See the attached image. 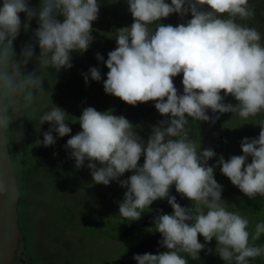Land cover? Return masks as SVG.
I'll use <instances>...</instances> for the list:
<instances>
[{
	"label": "clouds",
	"instance_id": "1",
	"mask_svg": "<svg viewBox=\"0 0 264 264\" xmlns=\"http://www.w3.org/2000/svg\"><path fill=\"white\" fill-rule=\"evenodd\" d=\"M127 4L133 23L115 31L117 47L109 51L106 61L96 54L109 69L104 90L133 106L155 101L157 111L167 118L152 125L145 140L125 116L86 107L76 119L82 130L66 142L69 157L78 169L87 160L95 183L107 186L115 180L127 189L119 203V216L125 220H139L158 199L171 205L172 213L161 210L149 229L160 233L159 243L166 250L134 254L138 264H188L186 256L199 260L202 250L211 254L208 244L214 238L215 253L225 264H250L264 257V243H258L264 236V219L253 225L248 216L231 210L214 176L219 167L250 199L264 197V119L255 123L260 126L258 137L241 140L242 155L226 160L221 154L213 166L208 161L217 155L215 150L201 147L189 123L191 118L214 125L224 113L248 121L264 113V39L255 26L241 23L252 20L255 9L250 0H127ZM99 9L98 0H40L38 7L29 0H3L0 94L9 99L0 110L4 143L13 123L8 114L12 98L23 94L25 108L31 109L36 98L33 90H43L38 69L26 75L23 69L34 58L39 69H70L71 53L86 52L94 40L92 22L98 19ZM20 13L26 17L23 23ZM174 13L181 18L191 13L192 18L176 26L160 22ZM34 18L38 24L34 42L25 43L17 54L14 42L22 29H31ZM181 73L182 93L174 84ZM89 75L95 81L102 79L97 67L84 74L86 83ZM228 96L236 103L226 102ZM26 117L37 121V112L29 110ZM67 120L66 111L58 106L43 111L39 124L47 122L50 128L36 144L49 147L56 143L53 133L69 135L72 128ZM12 132L13 140L20 143L23 126ZM125 172L132 174L120 179ZM173 186L191 205L177 202L170 194ZM0 197L9 203L15 199L12 183L3 172Z\"/></svg>",
	"mask_w": 264,
	"mask_h": 264
},
{
	"label": "rangeland",
	"instance_id": "2",
	"mask_svg": "<svg viewBox=\"0 0 264 264\" xmlns=\"http://www.w3.org/2000/svg\"><path fill=\"white\" fill-rule=\"evenodd\" d=\"M29 2L31 6L38 7L31 0ZM98 2L100 3L98 19L92 22L94 40L86 52L73 51L71 53L73 66L70 69H61L59 72L51 67L39 69L35 58L23 69L26 75L37 68V74L42 75L44 79L43 90L40 92L33 90L36 98L31 105V109H28V111L34 110L37 112V121H31L32 128L31 125L24 126L29 135L27 137L28 142L23 147L26 160L23 161V154L19 156L22 164L20 169L26 167L30 177L27 190L28 196L25 199L26 208L35 207L38 216L43 218V222L37 223L35 229L29 228V231L36 236L33 244H30L33 252L37 254L44 252L43 254H46L48 258L43 264H119L118 260L126 250H130L140 243V239L143 237L154 233L149 231L153 227L151 226L133 237H124L117 240L112 236L114 232L111 229H105L109 227L107 224L103 229L102 226L92 225L90 220L86 218L82 220L73 217L72 219L78 221V223H75L74 220L67 221L64 224L67 228L58 224L62 223L69 206H71L72 213H80L82 206L88 205L85 200L82 201L84 197L85 199H93L96 203L94 208L100 212L107 206L108 200L116 192L123 193L127 190L115 180L107 186L95 183L91 171L87 167L88 161H85L84 167L76 168L75 160L69 157L70 150L65 148L67 140L82 130L76 119L82 115L86 107L91 106L98 111L110 112L112 107L116 106L121 100L105 92L103 81L107 79L109 69L106 63L96 58V54L100 53L106 61L109 51L117 47L114 37L116 35L115 31L121 27L130 26L133 23V17L128 10L127 0H98ZM166 2L171 3V0H166ZM250 6L255 9L254 18L249 21H241V23L255 26L261 32L262 39H264V0H250ZM20 16L23 23L26 19L25 14L20 13ZM58 18L63 19V17ZM191 18V13L184 18L174 13L168 18H163L160 22L176 26L180 23H186ZM37 27V20L34 18L28 32L21 30L19 37L14 42L17 54L20 53L25 43L34 42L33 31ZM36 55H39L38 46L36 47ZM91 67H97L100 70L102 79L95 81L89 75V80L86 83L84 74H89ZM174 82L182 83V73L174 78ZM13 100L14 113L21 126L23 120V94L16 95ZM226 102L236 103L231 96L226 97ZM52 106H58L66 111L69 119L66 123L72 128V132L64 137H59L57 133H53L56 137V143L52 146L37 145L36 141L38 139L42 141L43 132L50 128V124L47 122L43 125L39 124V115ZM154 118L164 119L165 116L161 114L153 115L149 125L150 131H152L151 126L157 124ZM221 118L224 132L228 133V136L231 133L234 135L239 134L241 141L244 137H258L260 126L255 123L264 119V113L251 117L248 121L241 120L232 113H224ZM146 123L147 120H143L133 125L138 126L137 131L142 133V136L147 140L148 137L145 136L148 134L149 129L146 127ZM143 162L144 157L142 156L139 163L143 164ZM131 174V172H125L120 179H127ZM86 177H89L91 182L84 181ZM91 183H95V185L91 186ZM89 186L90 188H88ZM85 187H87V191L82 192ZM64 195H67L66 200L69 203L71 202L69 206L61 204ZM78 200L82 203L75 206ZM189 202L190 200L187 201L188 205ZM242 214L248 216L251 220L249 213L244 212ZM261 214L264 215V211ZM93 218H97V222H99L102 217L100 213H96ZM37 241L38 244H35ZM210 245L213 249L211 254L201 253L202 258L207 257L205 264H216L215 262H218V260L223 261L215 253V238ZM23 257L26 258L24 253ZM186 259H188L187 256ZM189 262L192 263L193 259L190 258Z\"/></svg>",
	"mask_w": 264,
	"mask_h": 264
},
{
	"label": "trees",
	"instance_id": "3",
	"mask_svg": "<svg viewBox=\"0 0 264 264\" xmlns=\"http://www.w3.org/2000/svg\"><path fill=\"white\" fill-rule=\"evenodd\" d=\"M31 1H32V3H34V5L36 4L37 6H39L40 0H31ZM8 103H9V99L3 96V107L5 104H8ZM24 103H25V101L23 102V106H22L23 107V111H22L23 120L22 121H23L24 125L22 124V121H21V125L23 126L24 138L20 143H16L15 140H13L14 133L12 132V130L18 129L21 126L19 125V123L17 121V118H16L15 113L13 111V106H10L8 108V114L10 116H12V118H13V123L10 126V131L8 133V143H9V149H10V152L12 155V159H13V163H14V167H15V171H16V176H17V182H18V186H19V199H20L19 205H20V207L24 213L26 211V212H31L30 215H32V213H33V215L35 214L33 216V219L31 220V222L29 223L28 227H25L24 223L20 224V227H19L21 230V234L24 236L27 235V237H29V242L27 243V247L29 249V262H27L26 264H32L33 262L37 261V259L41 253L37 254V253H34L32 250V246L30 245V244H33V240L31 238V235L34 236V233L31 232V235H30L29 228L35 229L34 228L35 225L37 223L40 224L41 221H43V218L38 216V214L36 213L35 207L28 209V208H26V205H25V199L28 196L27 190L29 188L30 177H29V174L26 170V167L22 170L20 169V166L22 164H21V160H20L19 156L21 155V152H22L23 161L26 160V156L24 154L25 151H24L23 147L27 144V142H28L27 137H29V135L27 134V129L24 126L25 125H27V126L31 125L30 127L32 128V122L30 120H28L26 117V112L28 111V109L25 108ZM116 106H113L112 109H114ZM158 114H160V113L158 111H156L153 114L146 115L145 117L135 121L134 123H138L140 121L147 120L146 127L149 129V125L151 124V121H152L151 117H153V115H158ZM166 118L167 117L165 116L164 119H166ZM154 120L158 123L160 120H163V119L154 118ZM134 123H132V124H134ZM189 123H190V125H192V134L194 135L195 138H197L199 140L200 144L202 145L201 129H200V125H199L198 121L193 122L191 120V118H189ZM223 130H224V126H223ZM150 132L151 131L149 129L148 134L145 137H148ZM227 134L228 133L224 132V136H225L224 147H223V150L221 153L222 155L224 154L226 160H227V158L229 159L231 157V155H242L243 154L242 149H241L240 144H239V143H241L240 138H239V134L234 135L233 133H231L229 136ZM140 135L142 136V133H140ZM144 139L146 140V138H144ZM248 162H251V157H249ZM25 166H26V164H25ZM214 176H215V179L218 181V183H220L223 186L222 199H224L225 201H227L229 203V207L231 210L239 211L241 213H244V212L249 213V215L251 216V221L253 222V225L257 220L264 219V215L261 214L262 211H264V197L257 196L255 199H250L248 196H246L244 193H242L236 186H234L228 177H226L225 175L222 174L219 167H216ZM84 181H90L91 182L89 177H86ZM94 185H95V183H91V186H94ZM88 188H90V186ZM174 189H175V187L173 186L170 189V194L174 191ZM85 191H87V187L82 189V192H85ZM124 193L125 192H123V193L116 192V194H114L108 200L107 206L105 208H103V210H101L100 212L96 211L95 209L92 211L89 210V212H86V213H88L89 216H92V214H93V216H95L96 213H100L102 218L99 220L98 224L95 222L92 225H98L99 227L102 226V228L104 229L105 225L107 224L109 227H107L105 229H111L114 232V234H112V236H114V238L117 240L122 239L124 237H126V238L133 237L137 234H140L145 229H148L149 227L153 226V224H151L149 226L138 228V229H132V230L129 229V225L132 221L125 220L124 218L119 216V203L123 200ZM69 195H71V194H69ZM71 196H74V195H71ZM66 199H67V195H64L61 204H63L64 206L65 205L69 206V204L71 202L69 203V201H67ZM84 200L87 203L88 202L94 203L93 199H85V197H84V198H82V201H84ZM165 200L166 199H158V200L154 201L149 209H145V211L142 213V216L145 215L150 210H152L155 206H157V204H159ZM81 203L82 202L78 200V202L75 204V206H78V204H81ZM191 203L192 202L190 201L189 205H191ZM189 205H187V206H189ZM70 207L71 206H69L67 208L66 215L64 216L65 221H68L70 218H73L75 215L74 213H72ZM93 216H92V219L94 221L97 218H93ZM63 219H62V221H63V223H65V221ZM75 223H77L76 220H75ZM110 227H113V228H110ZM145 238H146V236L143 237L142 239H140V242ZM198 238H199L201 243H204V238L202 235L201 236L199 235ZM258 243H264V236L261 237V240L258 241ZM208 247L211 248V245L208 244ZM202 252L208 254L206 252V250H202L200 252V259L199 260H193L192 263L189 262V259L191 257L187 256L188 257V264H205L206 263L205 260L207 257L202 258V256H201ZM263 260H264V257L257 258L255 260H252L250 262V264H262V263H264ZM118 263H119V260H118ZM215 263L216 264H225V261H219L218 260V262H215ZM14 264H16V261L14 262ZM41 264H42V262H41Z\"/></svg>",
	"mask_w": 264,
	"mask_h": 264
},
{
	"label": "water",
	"instance_id": "4",
	"mask_svg": "<svg viewBox=\"0 0 264 264\" xmlns=\"http://www.w3.org/2000/svg\"><path fill=\"white\" fill-rule=\"evenodd\" d=\"M3 0H0V6H2ZM177 89L182 93L183 85L180 82H174ZM155 101H149L139 103L136 106L130 105L124 101H120L118 105L110 112L113 115H123L131 123L145 117L148 114H153L157 111L155 108ZM3 109V95L0 94V110ZM210 115H216L211 113ZM201 129L202 136V148L211 147L215 150L216 156L208 161L210 166L216 164L217 159L222 153L224 147V130L221 116L214 125H210L208 122L198 121ZM0 172H3L5 176L11 181L13 189L15 191V199L12 203H9L6 197H0V264H11L16 256V251L19 243V186L17 182L16 171L12 159V155L9 149L8 139L4 143L3 138L0 137ZM171 195L176 196L177 202L182 206L187 204L188 199L182 197L175 189ZM163 211L165 214H170L173 209L167 200L158 204L155 208L143 215L139 220L132 221L129 225V229H138L153 224V217ZM161 235L158 232H154L147 236L140 243L135 245L132 249L126 251L119 258L120 264H138L133 259L134 254L143 253H159L163 248L159 241Z\"/></svg>",
	"mask_w": 264,
	"mask_h": 264
},
{
	"label": "flooded vegetation",
	"instance_id": "5",
	"mask_svg": "<svg viewBox=\"0 0 264 264\" xmlns=\"http://www.w3.org/2000/svg\"><path fill=\"white\" fill-rule=\"evenodd\" d=\"M19 201H20V199H19ZM87 204L88 205H86L85 207L82 206L80 213H78V212L77 213H74L75 214L74 217L81 218L82 220L86 218V219H89L90 220V223L91 224H94L95 222L98 224V222H97L98 219H96V220L93 221L92 216H89L88 213H86V212H89V210L92 211V210L95 209L94 208L95 205H96L95 201H94V203L88 202ZM79 205L80 204H78V206ZM187 205L188 204H186L185 206H187ZM95 210L97 211V209H95ZM18 211H19V227H20V224H22V223H24V226L25 227H28L29 223L31 222V220L33 219V216L35 214L33 215V213H32V215H30L31 212H26V211L24 213L22 211L20 205H19ZM64 219H65V217H64ZM71 220H74V219L70 218L68 221H71ZM42 222L43 221H41V223ZM66 222L67 221H65V223ZM65 223H63V221H62V223L60 222L58 224L60 226L64 227V228H66L64 226ZM77 223H78V221H77ZM29 232H30V235H31V231H29ZM31 238H32V240H34L36 238V236H32L31 235ZM28 242H29V237H27V235H25V236L22 235L21 234V230H20L19 243H18V248H17V251H16V256H15V258L12 261L11 264H14L15 261H16V264H26L27 262H29V255H28L29 249L27 247V243ZM35 244H38V241ZM23 253L26 255V258L23 257ZM47 260H48V258L46 256V254L41 253L36 262H38L39 264H41V262H42V264H43L44 261H47ZM33 263H35V262H33Z\"/></svg>",
	"mask_w": 264,
	"mask_h": 264
}]
</instances>
